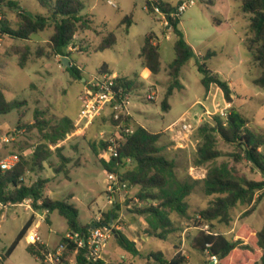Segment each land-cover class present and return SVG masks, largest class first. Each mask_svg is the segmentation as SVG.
Instances as JSON below:
<instances>
[{"label": "rangeland", "instance_id": "374dc122", "mask_svg": "<svg viewBox=\"0 0 264 264\" xmlns=\"http://www.w3.org/2000/svg\"><path fill=\"white\" fill-rule=\"evenodd\" d=\"M12 1L19 4L25 16L48 15L47 9L41 6L38 0ZM80 1L84 5L82 14L89 16L93 25L91 29L79 31L74 35L72 41L74 50L69 51L67 46L63 52L69 53V62L79 68L84 79L96 74L105 64L106 70L134 79L140 84L132 91L134 97L138 99L135 107L136 119L148 131L161 134L159 145L163 146L162 154L175 162V175L179 180L188 176L193 178L191 174L195 176L196 170L192 169L206 171L208 164L196 166L194 163L196 148L201 142L197 129L184 148H176L166 131L168 125L184 114L190 119L195 114L199 116L203 114L200 126L206 122L211 123L215 112L221 109L224 112L230 110L224 108L223 98L215 92L209 97L207 93L205 94V88L201 84L202 75L195 66L197 53L201 55L209 51L216 53L206 61V66L220 77L233 82L236 91H239L236 92L239 99L233 108L248 120L249 129L258 133L264 132V90L252 83V79L258 77L261 69L253 63L243 46V39L249 34L250 14L241 11L239 1L212 0L210 3L208 0H195V5L182 13L178 27L195 57L181 69L179 80L183 88L175 90L168 98L170 107L167 111L162 110L161 101L170 80L168 65L175 56L173 50L175 35L172 30L168 29L158 15L145 9V0H111L115 7L108 4V0ZM161 1L172 5L177 3V0ZM0 15L3 19L0 22V31L5 27L17 31L24 24L18 10L8 6L0 8ZM127 15H131L132 18L128 29L126 24H121ZM25 30L28 39L0 34V89L7 100L24 102L18 109L0 115V135L8 133L13 137L12 141L0 150V155L4 152H14L29 159L31 152L43 140L42 133L37 127H33L35 121L43 120L49 125H54L62 117L67 116L74 122L80 108V94L84 82L73 78L67 71L62 62V58L67 56L55 55L47 48V42L44 40L48 41L52 35L53 22H50L45 30L37 33ZM110 32L116 37L115 44L104 51H96L101 39ZM149 33L154 34L156 38L153 41L159 47L161 70L156 75L144 66L143 59L139 57L144 39ZM24 47L29 48V54L24 67H21L19 58ZM15 48H18V53ZM39 51L42 55H38ZM239 79L246 89L239 86ZM149 90L156 93L153 101L146 100ZM206 110L212 115L208 116ZM110 136H112L110 119L106 115L98 117L88 129L62 142L61 155L68 161L60 171L57 170L60 169L63 160L53 149L52 156L44 163V169L26 172L24 182L31 184L38 179L48 180L44 196L73 204L78 209V221L81 225L92 224L97 218H102L103 214L114 209L116 215L110 220L113 232L103 252L107 262L154 264L147 257L150 253L161 252L169 260L179 251L180 254L188 256V264L210 263L205 254L190 248L189 241L198 230L194 216L208 206L212 197L206 196L201 186H196L186 197L187 217L168 211L175 231L165 239L147 235L144 217L133 213L135 207L144 205L137 197L139 187L115 186L109 191L112 179L90 147V143H98ZM217 147L226 154L234 151L220 139ZM221 162L229 163L248 179H263L262 174L252 168L245 159L235 163L226 155L217 160V163ZM199 175L205 174H201L200 171ZM115 206H119V210ZM248 208L249 206L245 204H237L231 211V223L225 225L214 222L215 231L231 239L242 223L260 229L264 223V198L256 203V209L252 214L245 216L244 212ZM29 217V212L15 208L6 221L0 224V252L12 243ZM50 221V229L49 222L43 223L39 233L43 239H48L51 246H55L68 229L65 219L56 211L50 214ZM115 230L121 231L132 241L134 238L141 254L133 256L119 248L115 240ZM27 246L23 238L1 264H40L27 252Z\"/></svg>", "mask_w": 264, "mask_h": 264}, {"label": "trees", "instance_id": "16d2710c", "mask_svg": "<svg viewBox=\"0 0 264 264\" xmlns=\"http://www.w3.org/2000/svg\"><path fill=\"white\" fill-rule=\"evenodd\" d=\"M210 3L212 0H208ZM241 3L240 9L249 13V34L243 39V46L257 64L261 71L258 77L252 79V83L264 90V0H236ZM41 6L47 9V16H25L19 8V4L12 0H0V8L8 6L18 10L23 17L24 24L17 31L7 27L0 31L12 38L28 39L25 29L37 33L45 30L50 22H53V33L47 41V48L55 55H65L63 49L69 46L74 35L79 31L92 28L93 22L89 16L82 14L84 5L80 0H38ZM161 10L165 13L175 9V5L159 1ZM148 12H152L149 0H145ZM3 19L0 20L2 22ZM132 23L131 15L125 16L121 24H126V29ZM180 17L169 19L167 26L175 35L173 50L174 59L168 65L169 84L161 108L163 111L169 109L168 98L175 90H181L183 85L179 80L181 69L187 62L195 57L191 46L186 42L183 33L179 29ZM155 36L149 33L143 42L139 57L143 59L144 66L152 73L158 74L161 70L159 47L154 43ZM116 42L114 33L110 32L104 36L98 44L96 51H104L111 48ZM16 53H18V48ZM64 53V54H63ZM29 54V48L24 47L19 58V65L24 67ZM38 55H42L41 51ZM216 53L209 51L205 55L195 57V66L202 75L201 84L208 92L211 85L219 88L226 103L233 101V90L228 82L218 74L213 73L207 66L206 61L214 57ZM67 71L75 79H82L81 71L71 61ZM106 71V65H102L97 72ZM118 82L122 83L128 90H135L139 87L134 79L119 77ZM24 105L18 100L9 101L5 98L3 90L0 89V115H5ZM36 117V116H35ZM248 120L237 110L230 108L226 118L216 114L212 116V122H206L197 129L201 142L197 145L194 163L196 166L208 164L205 177L193 179L187 177L179 180L175 175L176 164L163 154V146L159 145L160 133H152L140 125H135L132 133L125 136L119 144L117 156H110L108 159L102 157L107 149V141L90 143L95 156L100 160L103 169L116 175L121 183L128 187H139L137 197L143 202V206L135 207L133 213L144 217L147 235L165 239L167 235L175 231L168 211H173L181 217H187L188 204L186 197L189 196L196 186H201L206 196L212 197L206 208L201 209L194 216L196 234L190 239V248L205 254L208 257L216 256L218 264H264V223L260 229L242 223L234 232L233 237L228 239L224 234L216 232L214 222L229 225L231 223V211L237 204H245L249 208L244 215L254 212L256 203L264 198V132H254L248 128ZM26 127H30L26 125ZM33 127H37L42 133V142L31 152L27 159L23 154H18L19 162L11 170L0 176V200L3 202L18 203L25 198L31 197L36 202L41 199L39 208H48L50 213L56 211L62 216L67 224L68 231L79 232L83 236L88 234L91 224L81 225L78 221V209L66 200H51L44 196L45 184L48 180L38 179L31 184L24 182L28 171L43 170L44 163L52 156L53 149L63 160L60 171L67 158L61 155L62 142L66 135L73 131L74 122L69 117H62L54 125H49L43 120H36ZM218 139L233 148L230 154L224 153L217 147ZM60 145V146H58ZM14 153V152H13ZM230 156L232 161L237 163L243 159L247 160L252 168L256 169L263 176L261 180L248 179L231 167L227 162L217 163L223 156ZM131 164V166H129ZM113 193V192H110ZM119 210V206H115ZM115 210L103 214L96 223L109 224L112 216L115 217ZM47 222H50L47 218ZM32 223L29 218L12 243L0 253L1 263L7 259L19 242L24 238L27 229ZM201 224L209 226L211 232L205 233L198 227ZM116 243L123 251L137 256L141 252L137 249L136 243L130 240L121 231H114ZM69 248L74 245L70 244ZM176 249H178L176 247ZM27 252L38 261L44 258L46 249L41 244H28ZM86 248H80L77 257V264H112L99 260L91 263L85 258ZM154 264H188V258L177 251L169 260L161 252H152L148 256ZM210 262V261H209ZM41 264V263H40ZM209 264V263H207Z\"/></svg>", "mask_w": 264, "mask_h": 264}, {"label": "built area", "instance_id": "2783aa9c", "mask_svg": "<svg viewBox=\"0 0 264 264\" xmlns=\"http://www.w3.org/2000/svg\"><path fill=\"white\" fill-rule=\"evenodd\" d=\"M160 0H149L153 14L158 15L164 23L167 25L169 19H175L181 17L182 13L189 7L195 5V0H177L175 9L169 13H165L161 10ZM108 4L115 7V4L111 1H107ZM145 9L148 7L145 5ZM0 15V20H1ZM69 51L74 50L72 43L68 46ZM119 76L115 73L107 71L97 72L96 74L84 79L83 89L80 94V108L77 118L74 121V129L72 132L66 135L65 140L70 139L76 134L82 133L88 129L94 121L100 116H108L110 119V125L112 128V136L104 139L109 143L107 149L103 152L102 157L108 159L110 156H117V149L119 144L124 140L125 136L132 133L134 130V114L136 107V99L132 93L133 90H128L118 82ZM156 93L153 90H149L146 94V100H155ZM205 113L210 116L212 113L206 110ZM220 115L226 118L228 112L219 110L214 115ZM203 121V114L199 116L195 114L191 119L187 114L182 115L177 120L172 122L166 128V131L170 134L171 141L176 148H184L185 145L190 142L192 134L198 129L199 124ZM102 135V133H101ZM13 137L8 133L0 135V150L6 147ZM19 162V156L17 153L4 152L0 155V176L8 170H11ZM196 170L194 179L198 177H205V175H199L200 170ZM109 174V173H108ZM112 179V185L109 186V191L115 186H121L127 188L125 183H121L116 175L109 174ZM41 199L34 201L33 198L28 197L18 203L3 202L0 200V224L5 222L9 214L15 208H22L25 212L30 213V217H34L30 227L27 229L24 240L27 244H41L46 249V254L39 262L41 264H77V257L80 248H86L85 258L87 261L94 263L99 260L107 262L103 257V252L107 246V242L113 232L112 224L110 227L106 226V223L98 225L96 222L100 220L97 218L92 224L86 236H83L79 232L66 231L56 243L55 246H51L48 242L44 241L39 233V228L43 223H46L47 218L50 215L48 208L37 209L34 204L40 206ZM200 230L209 234H216L211 232L210 228L206 224H201L198 227ZM73 244V248L68 246ZM208 260L213 264H218V258L216 256L208 257Z\"/></svg>", "mask_w": 264, "mask_h": 264}, {"label": "crops", "instance_id": "0c3cea01", "mask_svg": "<svg viewBox=\"0 0 264 264\" xmlns=\"http://www.w3.org/2000/svg\"><path fill=\"white\" fill-rule=\"evenodd\" d=\"M21 10V9H20ZM180 24V23H179ZM179 26V25H178ZM168 29H169V26H168ZM156 38V37H155ZM44 41H46L47 42V40H44ZM155 43V42H154ZM156 44V43H155ZM197 56H202L200 53H197ZM107 72H110V70L108 71V70H106ZM212 71V70H211ZM213 73H215L214 71H212ZM110 73H113V72H110ZM116 74V73H115ZM217 74V73H216ZM119 76V75H118ZM119 77H125V76H119ZM128 78V77H127ZM223 80H226L227 82H228V84H229V86H230V88L233 90V101L231 102V103H226L225 102V100H224V98H223V94H222V92H221V90L219 89V88H217L215 85H211L210 86V88H209V91L208 92H205V94L207 93L208 94V96L207 97H209L210 95H211V93H216L217 95H219L221 98H223L222 99V101L225 103L224 104V108H233L234 107V104H235V102H236V100H238L239 99V95H237L238 93H239V91H236V89H235V87H234V84H233V82L231 81V80H229V79H227V78H223V77H221ZM81 81L82 82H84V78H82L81 79ZM181 82V81H180ZM182 84V83H181ZM239 86L240 87H242V88H244V89H246V87L245 86H243V84H242V82H241V80L239 79ZM236 92H238L237 94H236ZM241 92V91H240ZM135 111H137V109L135 108ZM134 123H135V125L137 124V125H140L141 126V124L139 123V121L136 119V113L134 114ZM200 171H201V174L202 173H206V171H204V170H202V169H199ZM51 214V213H50ZM34 219V217H32V220ZM48 219H49V221H50V215H49V217H48ZM46 223H48L47 221H46ZM49 224V229H50V224H51V221L48 223ZM42 225H44V224H42ZM42 225L40 226V228L42 227ZM39 228V229H40ZM233 230V229H232ZM40 232V231H39ZM43 238V237H42ZM60 239V238H59ZM133 240L135 241V239L133 238ZM44 241H46V242H48V239H44ZM59 241V240H58ZM57 241V242H58ZM186 257H188V256H186Z\"/></svg>", "mask_w": 264, "mask_h": 264}, {"label": "water", "instance_id": "95a60500", "mask_svg": "<svg viewBox=\"0 0 264 264\" xmlns=\"http://www.w3.org/2000/svg\"><path fill=\"white\" fill-rule=\"evenodd\" d=\"M62 62H63V64H64L67 68H69V67L71 66L68 57H63V58H62ZM111 223H112V222H110L109 224H106V226L110 227ZM115 237H116V235H115ZM0 264H1V258H0ZM209 264H213V263L210 262Z\"/></svg>", "mask_w": 264, "mask_h": 264}]
</instances>
